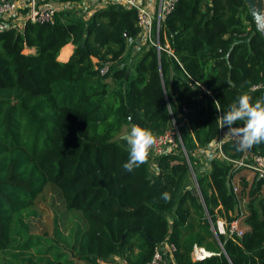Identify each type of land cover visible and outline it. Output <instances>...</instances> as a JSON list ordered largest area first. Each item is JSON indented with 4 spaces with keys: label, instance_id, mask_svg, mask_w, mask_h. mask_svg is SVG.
Wrapping results in <instances>:
<instances>
[{
    "label": "trees",
    "instance_id": "obj_1",
    "mask_svg": "<svg viewBox=\"0 0 264 264\" xmlns=\"http://www.w3.org/2000/svg\"><path fill=\"white\" fill-rule=\"evenodd\" d=\"M59 1L73 7L88 0ZM140 33L136 11L113 2L87 17L62 9L53 23L0 30V264L14 242V217L47 187L67 211L80 213L84 227L70 259L10 254L19 264H106L113 256L147 264L165 240L176 247L168 264H264V198L257 200L264 178L248 184L239 177L235 195L231 182L240 171L233 163L214 155L208 173L198 175L194 157L213 146L217 118L240 95L264 98V39L246 5L177 0L159 34L172 56L148 46L136 62L125 60L128 42L136 44ZM67 44L73 52L60 62ZM172 122L189 163L178 151L125 171L129 146L114 140L122 128L163 133ZM235 145H221L231 160L245 156ZM248 151L264 158V143ZM247 188L246 230L229 237ZM218 220L226 234L216 232ZM195 246L213 255L192 261Z\"/></svg>",
    "mask_w": 264,
    "mask_h": 264
},
{
    "label": "built area",
    "instance_id": "obj_2",
    "mask_svg": "<svg viewBox=\"0 0 264 264\" xmlns=\"http://www.w3.org/2000/svg\"><path fill=\"white\" fill-rule=\"evenodd\" d=\"M116 3L118 6L124 9H133L136 11L137 26L141 29V39L156 49L157 54L165 51L172 56L168 46L161 45L160 43V29L165 21L166 17L172 12L177 0H101ZM105 2V3H106ZM27 3V4H26ZM26 9L27 13L21 15V11ZM60 11L57 5L49 2L38 4L36 0H0V30L11 27H23L26 21L31 23H53L55 15ZM108 70L107 66L100 69V74L104 75ZM261 85L253 86V90L258 89ZM243 124L233 125V127H242ZM227 126L218 127L217 138L215 140L216 152L215 155L221 159L234 164L233 171H248L254 176L264 178V158L259 154H252L249 151L244 152L245 156L236 160L227 158L221 150V145L225 140H229L232 143L237 142L236 138L225 139V134L228 133ZM156 144L153 146L150 152V158L154 159L161 155L169 154L172 152L181 151L183 156L188 162L185 150L180 142L178 128L174 122L169 129L163 133H155ZM189 163V162H188ZM235 177V176H234ZM232 190L235 195L240 192V187L231 182ZM242 201L239 200L238 216L233 220L227 229V235L229 237L236 236L241 237L246 228L242 225V218L244 212L241 208ZM226 234V233H225ZM176 251V247L165 240L159 244L153 253L151 260L147 264H168V259L172 258V254Z\"/></svg>",
    "mask_w": 264,
    "mask_h": 264
},
{
    "label": "rangeland",
    "instance_id": "obj_3",
    "mask_svg": "<svg viewBox=\"0 0 264 264\" xmlns=\"http://www.w3.org/2000/svg\"><path fill=\"white\" fill-rule=\"evenodd\" d=\"M100 1L94 0L89 4L83 2L76 4L73 7H62V9L73 8L78 14L87 17L89 12L94 11L101 5ZM22 11L21 15H24ZM147 48L148 44H145L141 39V36H139L136 44L128 42L124 59L136 62L143 50L145 51ZM130 128L131 126H124L120 133L115 136L114 140H117L121 145L126 146L127 142L122 139V137L129 133ZM195 162L196 174L201 175L200 171L203 169V161L195 158ZM253 176H251L250 179ZM247 192L248 188L245 191L243 204L241 205L244 212L247 211V203L249 200ZM263 198L264 186L262 188V193L257 200ZM256 204L257 201L255 205ZM83 227L84 222L80 213L77 211H67L57 197V194H55L52 188L47 187L36 199L33 206L14 217L11 230L14 242L8 252L10 254L17 253L18 258L30 257L34 261L37 257H49L55 259L58 255H61V259H70L74 253L73 248L75 245L76 233ZM27 242L30 244V249L25 250L23 249V246ZM10 254L2 256L1 259L3 264H19V261ZM106 264L126 263L118 257L113 256L106 262Z\"/></svg>",
    "mask_w": 264,
    "mask_h": 264
},
{
    "label": "clouds",
    "instance_id": "obj_4",
    "mask_svg": "<svg viewBox=\"0 0 264 264\" xmlns=\"http://www.w3.org/2000/svg\"><path fill=\"white\" fill-rule=\"evenodd\" d=\"M109 118V122L112 121ZM220 128L228 127L225 139L236 138L237 152H247L254 145L264 143V98L253 99L248 94H242L237 102L228 106L225 114L218 117ZM238 121H243L242 127H233ZM129 146V158L122 165L127 172H133L147 163L151 149L156 144V137L150 128L133 126L130 132L122 137ZM161 198L168 202L170 193L164 192Z\"/></svg>",
    "mask_w": 264,
    "mask_h": 264
},
{
    "label": "crops",
    "instance_id": "obj_5",
    "mask_svg": "<svg viewBox=\"0 0 264 264\" xmlns=\"http://www.w3.org/2000/svg\"><path fill=\"white\" fill-rule=\"evenodd\" d=\"M37 1V3L40 5V4H43V3H45V2H49V3H52V4H54V5H57L59 8H60V10L62 9V7H67V3H63V2H60L59 0H36ZM91 1H94V0H88V1H86L85 3H87V4H89ZM97 1H100V0H97ZM105 2L106 1H103L102 3H101V5L100 6H98V8H100L101 6H103V5H105ZM96 7V6H95ZM94 7V8H95ZM93 12V11H92ZM92 12H89L88 13V15H90ZM16 28H18V29H21V27L19 28V27H16ZM70 47V53H69V55H68V57L66 58V59H61V57H62V52H63V50H64V48H66V47ZM66 50V49H65ZM34 49H27V50H25L24 52H25V54L26 53H34ZM72 52H73V46L71 45V44H67L66 46H64L62 49H61V51L59 52V56H58V61H60V62H67L68 61V59H69V57L71 56V54H72ZM132 128V127H131ZM131 128H130V130H131ZM130 132V131H129ZM215 148H216V145H215V143L213 144V146H211L209 149H208V151L207 152H203V151H197L195 154H194V157L197 159V160H202L203 162V169L200 171V174L201 175H203V174H206V173H208V171H209V158H211V157H213L214 155H215ZM151 168H150V170H151V172L152 173H155V171H156V168H155V164L152 162L151 163ZM251 176H253V174H251L250 172H248V171H245V170H242V171H240V173L237 175V176H235L234 177V179H233V183H235V184H237L238 186H239V184H238V178L239 177H244L245 179H246V181L248 182V184H250L252 181H253V178H254V176L250 179V177ZM193 180H195L194 179V177H193ZM242 204H243V201H242ZM241 204V205H242ZM241 208H242V206H241ZM243 211V210H242ZM244 212V211H243ZM245 214H247V211H245L244 212V215ZM224 226H225V223L222 221V220H218L217 221V223H216V232L218 233V234H225V228H224ZM211 255H213V253H211V252H207L203 247H193V250H192V252H191V255H190V257H191V260L192 261H199V260H202V259H204V258H207V257H209V256H211Z\"/></svg>",
    "mask_w": 264,
    "mask_h": 264
},
{
    "label": "water",
    "instance_id": "obj_6",
    "mask_svg": "<svg viewBox=\"0 0 264 264\" xmlns=\"http://www.w3.org/2000/svg\"><path fill=\"white\" fill-rule=\"evenodd\" d=\"M246 8L248 10V14L255 24L256 31L262 36L264 39V0H243ZM198 190H193V194H198ZM214 234L216 232L212 229Z\"/></svg>",
    "mask_w": 264,
    "mask_h": 264
},
{
    "label": "bare ground",
    "instance_id": "obj_7",
    "mask_svg": "<svg viewBox=\"0 0 264 264\" xmlns=\"http://www.w3.org/2000/svg\"><path fill=\"white\" fill-rule=\"evenodd\" d=\"M68 47H69V46H68ZM68 47L64 48V50L67 49ZM64 50H63V51H64ZM67 50H70V49H67ZM69 53H70V52H69ZM62 54H63V52H62ZM61 58H63V57H61ZM64 59H65V58H64Z\"/></svg>",
    "mask_w": 264,
    "mask_h": 264
}]
</instances>
